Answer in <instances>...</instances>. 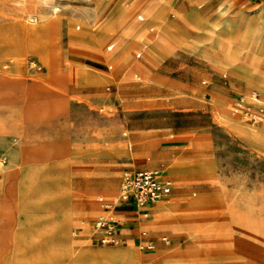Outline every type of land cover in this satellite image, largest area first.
I'll use <instances>...</instances> for the list:
<instances>
[{
	"label": "rangeland",
	"instance_id": "rangeland-1",
	"mask_svg": "<svg viewBox=\"0 0 264 264\" xmlns=\"http://www.w3.org/2000/svg\"><path fill=\"white\" fill-rule=\"evenodd\" d=\"M239 3L0 0V258L12 255L3 264L54 236L65 260L69 240L74 252L125 249L130 240L100 245L91 236L98 218L114 219L104 210L141 163L164 165L174 179L168 197L191 223L140 229L138 264H164L170 251L178 254L168 264H264V136L233 126L258 124L233 110L236 97L264 99V89L246 86L216 44L193 45L209 29L181 20L194 12L212 29L230 12L264 6ZM214 28L232 39L222 23ZM255 41L256 32L244 49L232 40L235 57H259ZM174 161L182 168L171 173Z\"/></svg>",
	"mask_w": 264,
	"mask_h": 264
},
{
	"label": "crops",
	"instance_id": "crops-1",
	"mask_svg": "<svg viewBox=\"0 0 264 264\" xmlns=\"http://www.w3.org/2000/svg\"><path fill=\"white\" fill-rule=\"evenodd\" d=\"M238 1L240 2L239 6L241 7H249L256 2H259L258 4H264V0H238ZM202 6L203 3H200L198 5V7H202ZM261 7L264 9V6ZM193 13L194 12H190L187 15L181 17L182 22L194 28H199L198 30L204 27H207V29H209L207 32H200V31L196 32L195 36L189 39L192 41L191 43L193 45L195 43L199 44L202 38H205L204 40L206 41L208 47L216 44V48L219 49L221 52H224L226 55H229L231 53L232 55L235 53H239V50L235 46V44L232 43L231 41H228L227 38L224 35H222V33L219 30H215L214 28L219 23L224 22L225 18L231 16L233 13L230 12V14L227 17L220 19L218 23L213 26L212 29L206 26L205 21L203 20L202 17H199L198 15ZM261 17L264 19V12L261 13ZM180 33L185 38V35H183L184 33L183 32ZM182 36H180L177 33L176 37L183 39ZM260 38L263 43V48L259 51L260 54L258 53L259 57H255V55H253L255 54L253 51H249L250 53L248 52V55L255 63V70H256L255 73L251 74V78H247L244 77L239 72H237V74L245 81L246 86L248 87L256 88L258 84L260 86L264 85V25L262 26L260 32ZM173 40L174 38H172V36L166 39V44H167L166 46H168V48L172 46ZM239 66H240V62H237L236 65H232V66L230 65V67L235 71H237L236 69ZM259 93L262 96V93L261 92ZM237 98L238 97H236V99ZM226 111L227 112L229 111L228 107ZM233 126L237 128L236 130L238 131V133L240 132L244 137L246 136L252 137L253 135H257V134L260 135L262 134L264 136V121L259 122L255 127H248L245 125H233ZM136 166H137V170H134L133 172L142 171V170H154L148 168V163H141ZM180 168H182L180 162L177 161L171 162L170 165L171 173H175ZM156 170L160 172L161 179L170 180L172 182V189H171L172 192L174 189L173 177L168 174L163 164H160V166ZM171 192L167 196L158 200L157 202L148 204L143 208H137L125 203H118L115 204L111 210H104V212L107 213L109 212L112 215V217H114L112 221H114L117 224L118 227L117 236L120 241L118 245L122 246L126 244L127 240L131 241L130 244H128L125 249L122 250L86 249V250H77L74 252L72 251V248L75 246L76 241L69 240L68 242H64V249L71 250V252L73 253L67 256L68 260H65L66 256L62 257L61 255L60 238L59 236H57L56 238L54 236L51 242H37V245L39 246L37 252H35V249H31L28 256L23 254L21 249L19 252H17V255L15 256V264H62L65 262H66L65 264H138L140 259L143 257V254L137 252L136 250V246L141 240V234L139 233L140 229H147L151 232H157L165 228H170L174 231H181L178 228L180 221L187 225H190L191 223V221L189 219H186L184 214L181 212L179 206H172L171 208L166 209L167 213L160 214L159 211L156 210V207H158L157 205L161 203L163 200L171 201L168 197L171 194ZM144 213H146V215H144ZM80 218H81L80 215L75 216L72 219V221H74L73 224L76 225ZM124 227L128 230V233H125L122 230V228ZM81 238L82 237H79L78 240ZM91 238L92 240L95 238L94 233L92 234ZM176 254H178L177 251H170L169 253H164V260H163L164 264H168L169 262H171L172 256ZM9 256H12L11 253L8 254L5 258H0V264H3V260L7 259Z\"/></svg>",
	"mask_w": 264,
	"mask_h": 264
},
{
	"label": "built area",
	"instance_id": "built-area-1",
	"mask_svg": "<svg viewBox=\"0 0 264 264\" xmlns=\"http://www.w3.org/2000/svg\"><path fill=\"white\" fill-rule=\"evenodd\" d=\"M247 99V100H246ZM233 113L240 118L255 124L264 121V99L257 91H252L248 96H241L236 99ZM172 189L170 180L160 178L157 170H142L126 173L121 182L118 201L137 208H143L167 196ZM146 215V213H144ZM117 224L109 219L100 217L95 221L94 244L118 245ZM145 235V232H142ZM164 243L169 242L165 235L161 236ZM146 247L152 246V241L147 240Z\"/></svg>",
	"mask_w": 264,
	"mask_h": 264
},
{
	"label": "bare ground",
	"instance_id": "bare-ground-1",
	"mask_svg": "<svg viewBox=\"0 0 264 264\" xmlns=\"http://www.w3.org/2000/svg\"><path fill=\"white\" fill-rule=\"evenodd\" d=\"M261 10L262 8H258V10L249 13H245V11H239L236 15L228 17L227 19L224 20V22H222V32L225 33L229 38L230 32L232 31L233 37L232 39H230V41L236 40V41L245 42V46L242 47L243 49L247 47L249 40L252 37V33L256 32V41H255L256 47L262 49L263 43L260 38V32L262 29L261 12H260ZM237 44H239V46L241 45L240 43ZM235 55L236 54L232 55V53L229 54V56H232L230 57L231 60L230 62H232L231 64L236 65L237 62H240V66L237 68V70L238 71L241 70L240 72H242L245 77L251 78V74L255 73L256 70H255V63L248 55V52L246 53V56L242 61H239L238 57L237 56L235 57ZM253 55L257 57L256 54ZM257 86L260 88L262 87L264 89V85L260 86L258 84ZM172 206H175V203H171V201L161 202L158 206V211L161 213L164 212L166 213V209H169Z\"/></svg>",
	"mask_w": 264,
	"mask_h": 264
}]
</instances>
